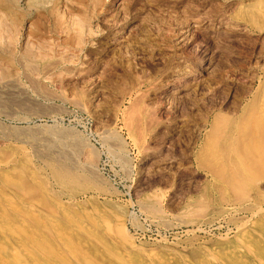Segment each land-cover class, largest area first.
I'll return each instance as SVG.
<instances>
[{
  "label": "rangeland",
  "instance_id": "1",
  "mask_svg": "<svg viewBox=\"0 0 264 264\" xmlns=\"http://www.w3.org/2000/svg\"><path fill=\"white\" fill-rule=\"evenodd\" d=\"M0 169V260L264 264V0H0Z\"/></svg>",
  "mask_w": 264,
  "mask_h": 264
},
{
  "label": "bare ground",
  "instance_id": "2",
  "mask_svg": "<svg viewBox=\"0 0 264 264\" xmlns=\"http://www.w3.org/2000/svg\"><path fill=\"white\" fill-rule=\"evenodd\" d=\"M262 20H263V19H262ZM250 112H251V111H250ZM255 112H256V111H255ZM252 114H253V113H252ZM255 114H256V113H255ZM253 116H254V115H253ZM241 120H242V119H241ZM249 120H250V119H249ZM247 121H248V120H247ZM250 121H251V120H250ZM243 122H244V121H243ZM245 122H246V119H245ZM253 122H255V121H252L251 123H253ZM241 123H242V121H241ZM241 123H240V124H241ZM247 123H249V121H248ZM251 123H250V124H251ZM241 126H242V125H241ZM242 127H244V126H242ZM253 132H255V131H253ZM250 134H251V133H250ZM249 136H250V135H249ZM256 139H257V138H256ZM252 140H253V139H252ZM247 142H248V140H247ZM247 142H246V143H247ZM249 142H250V141H249ZM249 142H248L247 144H249ZM251 142H252V141H251ZM246 143H245V144H246ZM243 144H244V143H243ZM245 144H244L243 147H245ZM252 145H253V144H252ZM253 147H254V146H253ZM253 147H250V145H249V147H246V149L248 148L247 150H248V152L250 153V155H251L252 152H255ZM262 147H263V146H262ZM262 147H261V148H262ZM243 149H244V148H243ZM246 149H245V150H246ZM243 151H244V150H243ZM246 152H247V151H245V153H246ZM241 153L244 154V152H241ZM246 154H247V153H246ZM255 155H256V154H255ZM260 156H261V152H260ZM228 159H230V158H228ZM233 159H234V158H233ZM237 159H238V158H237ZM238 160H239V159H238ZM261 160H262V159H261ZM228 161H229V160H228ZM257 162H258V161H257ZM258 163H259V162H258ZM237 164H238V163H237ZM240 164H241V163H240ZM260 165H261V164H260ZM238 166H239V165H238ZM241 166H242V165H241ZM261 166H262V165H261ZM252 168H253V167H252ZM240 169H241V168H240ZM0 170H1V169H0ZM245 170H246V169H244V172H245ZM16 171H17V170H16ZM221 171L223 172V170H221ZM244 172H243V173H244ZM246 172H247V171H246ZM17 173H18V172H17ZM17 173H16V174H17ZM19 173H20V172H19ZM22 173H23V172H21V174H22ZM16 174H15V175H16ZM245 174H246V173H245ZM17 175H18V174H17ZM23 175H24V174H23ZM26 175H27V174H26ZM6 176L8 177V175H6ZM9 176H10V174H9ZM245 176H246V175H245ZM7 177H6V178H7ZM19 177H20V176H19ZM8 178H9V177H8ZM12 178H13V177H12ZM25 178H26V177H25ZM25 178H24V179H25ZM31 178H33V177H31ZM245 178H246V177H245ZM10 179H11V178H10ZM12 180H13V179H12ZM31 180H32V179H31ZM33 180H34V179H33ZM33 180H32V181H33ZM242 180H243V179H242ZM2 181H3V180H2ZM246 182H247V181H246ZM10 183H11V182H10ZM10 183L7 185L8 187H9V185L12 186ZM12 184H13V183H12ZM15 184H16V183H15ZM244 184H245V183H244ZM3 185H4V184H3ZM17 185H18V183H17ZM19 185H20V183H19ZM19 185H18V186H19ZM13 186H15V185H13ZM20 186H21V185H20ZM29 186H30V185H29ZM29 186H28V187H29ZM243 186H244V185H243ZM15 187H16V186H15ZM4 188H5V187H4ZM30 188H31V187H30ZM30 188H28V189L30 190ZM16 189H18V187H17ZM19 189H21V187H19ZM32 189H33V188H32ZM1 190H3V189L1 188ZM7 190H8V189H7ZM23 190H24V189H23ZM20 191H21V190H20ZM26 191H27V190H26ZM26 191H25V192H26ZM1 192H2V191H1ZM25 192H24V194H25ZM34 192H35V191H34ZM21 194H22V193H21ZM26 194H28V193H26ZM29 194H30V192H29ZM39 194H40V193H39ZM14 196H16V195H14ZM14 196H13V197H14ZM30 196H31V195H30ZM34 196H35V195H34ZM34 196H33V197H34ZM38 196H39V195H38ZM11 197H12V196H11ZM13 197H12V199L15 198V197H14V198H13ZM17 197H18V196H17ZM23 197H25V196H23ZM25 198H27V197H25ZM21 199H22V198H21ZM31 199H32V198H31ZM40 199H41V198H40ZM16 200H17V199H16ZM24 200H25V199H24ZM17 201H18V200H17ZM21 201H22V200H21ZM25 202H27V201H25ZM25 202H23V203H25ZM2 203H3V202H2ZM2 203H1V204H2ZM10 203L12 204V202H10ZM41 203H42V202H41ZM41 203H40V204H41ZM16 204H17V203H16ZM18 205H19V204H18ZM16 206H17V205H16ZM25 206H26V205H25ZM31 206H32V205H31ZM38 206H39V205H38ZM41 206H42V205H41ZM44 206H46V205L44 204ZM1 207H2V206H1ZM26 207H27V206H26ZM9 208H10V207H9ZM32 208H33V207H32ZM41 208H42V207H41ZM45 208H46V207H45ZM35 209H36V208H35ZM47 209H48V208H46V210H47ZM19 210H20V209H19ZM56 210H57V209H56ZM71 210H72V209H71ZM30 211H31V210H30ZM0 212H1V211H0ZM23 212H24V211H23ZM23 212H21V213H23ZM48 212H49V211H48ZM55 212H56V211H55ZM55 212H54V213H55ZM1 213H2V212H1ZM6 213H7V212H6ZM12 213L14 214V212H12ZM24 213H25V212H24ZM67 213H68V212H67ZM100 213H101V212H100ZM7 214H8V213H7ZM7 214H5V215H7ZM35 214H36V213H35ZM25 215H26V214H25ZM41 215H42V214H41ZM45 215H46V214H45ZM68 215H69V213H68ZM77 215H78V214H77ZM98 215H99V214H98ZM103 215H104V217H105V214H103ZM20 216H21V215H20ZM50 216H51V215H50ZM73 216H74V215H73ZM92 216H94V215H92ZM106 216H107V215H106ZM76 217H77V216H76ZM100 217H101V216H100ZM109 217H110V216H109ZM3 218H4V217H3ZM10 218H11V217H10ZM16 218H17V216H16ZM77 218H78V217H77ZM107 218H108V217H107ZM107 218H106V219H107ZM4 219H5V218H4ZM38 219H39V218H38ZM51 219H52V218H51ZM102 219H104V218H102ZM108 219H109V218H108ZM6 220H7V219H6ZM26 220H28V219H26ZM40 220H42V219H40ZM57 220H58V219H56V221H57ZM1 221H2V220H1ZM19 221H20V220H19ZM29 221H31V220L29 219ZM63 221H64V220H63ZM76 221H77V220H76ZM79 221H80V220H79ZM108 221H109V220H108ZM2 222H3V221H2ZM2 222H0V223H2ZM10 222H12V221H10ZM70 222H71V221H70ZM82 222H83V221H81V223H82ZM110 222H111V221H110ZM43 223H45V222H43ZM66 223H67V222H66ZM12 224H13V223H12ZM245 224H246V223H244L243 225H245ZM250 224H251V223H250ZM5 225H6V224H5ZM8 225H9V224H8ZM20 225H21V223H20ZM20 225H19V226H20ZM68 225H69V224H68ZM68 225H66V226H68ZM46 226H47V225H46ZM122 226H123V225H122ZM239 226H242V225H239ZM239 226H238V228H240ZM249 226H250V225H249ZM249 226H248V227H249ZM29 227H30V229H31V226H29ZM29 227H28V228H29ZM33 227H35V225H34ZM64 227H65V226H64ZM88 227H89V226H88ZM112 227H113V226H112ZM2 228H3V227H2ZM28 228H26V229H28ZM71 228H72V227H71ZM113 228H114V227H113ZM120 228H121V227H120ZM30 229H29V231H30ZM34 229H35V228H34ZM50 229H51V228H50ZM52 229H53V228H52ZM89 229H90V228H89ZM94 229H95V228H94ZM123 230H124V229H123ZM237 230H238V229H237ZM241 230H242V229H241ZM251 230H252V229H251ZM253 230H254V229H253ZM253 230H252V231H253ZM13 231H14V230H13ZM49 231H50V230H49ZM72 231H73V230H72ZM107 231H109V230L107 229ZM114 231H115V230H114ZM121 231H122V230H121ZM243 231H244V230H243ZM30 232H31V231H30ZM39 232H40V231H39ZM116 232L118 233V231H116ZM238 232H239V231H238ZM246 232H247V231H246ZM255 232H256V231H255ZM15 233L19 234L18 232H15ZM45 233H46V232H45ZM121 233H122V232H121ZM123 233H124V231H123ZM240 233H241V232H240ZM37 234H38V233H37ZM46 234H48V232H47ZM50 234H51V233H50ZM59 234H61V233H59ZM34 235H36V234H34ZM34 235H33V236H34ZM252 235H253V234H252ZM4 236H5V235H4ZM6 236H7V235H6ZM101 236H102V235H101ZM106 236H107V235H106ZM124 236H125V235H124ZM127 236H128V235H127ZM21 237H22V236H21ZM108 237H109V236H108ZM111 237H112V236H111ZM19 238H20V237H19ZM22 238H23V237H22ZM89 238H92V237H89ZM129 238H130V237H129ZM13 239H14V238H13ZM23 239H25V238H23ZM39 239H40V238H39ZM48 239H49V238H48ZM54 239H55V238H54ZM85 239H86V238H85ZM116 239H117V238H116ZM21 240H22V239H21ZM25 240H26V239H25ZM90 240H91V239H90ZM26 241H27V240H26ZM57 243H58V242H57ZM64 243H65V242H64ZM73 243H74V242H73ZM94 243H95V242H94ZM198 243H199V242H198ZM240 243H241V242H240ZM255 243H256V242H255ZM26 244H27V243H26ZM58 244H59V243H58ZM96 244H97V243H96ZM204 244H205V243H204ZM39 245H40V244H39ZM43 245H44V244H43ZM66 245H67V244H66ZM116 245H117V244H116ZM193 245H195V244H193ZM30 246H31V245H30ZM48 246H50V245H48ZM62 246H63V245H62ZM74 246H75V245H74ZM120 246H121V245H120ZM138 246H139V245H138ZM142 246H143V245H142ZM200 246H201V245H200ZM58 247H59V246H58ZM66 247H67V246H66ZM118 247H119V246H118ZM159 247H160V246H159ZM168 247H169V246H168ZM205 247H206V246H205ZM45 248H46V247H45ZM53 248H54V247H53ZM61 248H62V247H61ZM121 248H122V247H121ZM176 248H177V247H176ZM192 248H193V247H192ZM202 248H203V247H202ZM246 248H247V247H246ZM29 249H30V248H29ZM167 249H168V248H167ZM171 249H172V248H171ZM189 249H191V248H189ZM197 249H198V248H197ZM205 249H206V248H205ZM215 249H216V248H215ZM215 249H214V250H215ZM48 250H49V249H48ZM62 250H63V249H62ZM80 250H82V249H80ZM134 250H136V249H134ZM139 250H140V249H139ZM143 250H145V249H143ZM173 250H174V249H173ZM249 250H250V249H249ZM249 250H248V251H249ZM6 251H7V250H6ZM28 251H29V250H28ZM125 251H126V250H125ZM132 251H133V250H132ZM141 251H142V250H141ZM17 252H18V251H17ZM21 252H22V251H21ZM37 252H38V251H37ZM39 252H40V251H39ZM53 252H55V251H53ZM66 252H67V251H66ZM203 252H205V251H203ZM249 252H250V251H249ZM40 253H41V252H40ZM42 253H43V252H42ZM62 253H63V252H62ZM68 253H69V252H68ZM146 253H147V251H146ZM57 254H58V253H57ZM148 254H149V253H148ZM178 254H179V253H178ZM201 254H202V253H201ZM33 255H34V254H33ZM40 255H41V254H40ZM106 255H107V254H106ZM171 255H172V254H171ZM206 255H207V254H206ZM206 255H205V256H206ZM20 256H21V255H20ZM35 256H36V255H35ZM41 256H42V255H41ZM46 256H47V254H46ZM142 256H143V255H142ZM181 256H182V255H181ZM183 256H184V255H183ZM44 257H45V255H44ZM65 257H66V256H65ZM67 257H68V256H67ZM149 257H150V256H149ZM185 257H186V256H185ZM207 257H208V256H207ZM27 258H28V257H27ZM74 258H76V257H74ZM144 258H145V257H144ZM45 259H46V258H45ZM110 259H111V258H110ZM47 260H48V259H47ZM56 260H57V259H56ZM69 260H70V259H69ZM144 260H145V259H144ZM194 260H195V259H194ZM48 261H49V260H48ZM33 262H34V260H33ZM50 262H51V261H50ZM149 262H150V261H149ZM215 262H216V261H215ZM27 263H29V262H27ZM61 263H62V262H61ZM72 263H73V262H71V264H72ZM0 264H14V261H13V262H12V261L9 262V261H5V260H4V261H3V260H0ZM80 264H81V263H80ZM104 264H105V263H104ZM153 264H154V263H153ZM259 264H260V263H259Z\"/></svg>",
  "mask_w": 264,
  "mask_h": 264
}]
</instances>
